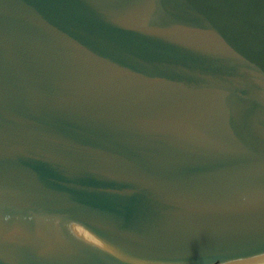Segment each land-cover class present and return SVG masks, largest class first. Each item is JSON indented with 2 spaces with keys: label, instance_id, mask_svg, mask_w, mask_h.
Returning <instances> with one entry per match:
<instances>
[{
  "label": "water",
  "instance_id": "1",
  "mask_svg": "<svg viewBox=\"0 0 264 264\" xmlns=\"http://www.w3.org/2000/svg\"><path fill=\"white\" fill-rule=\"evenodd\" d=\"M0 264H264V0H0Z\"/></svg>",
  "mask_w": 264,
  "mask_h": 264
}]
</instances>
